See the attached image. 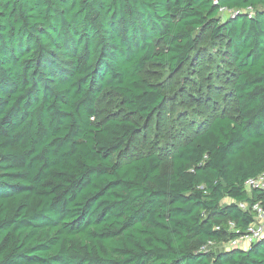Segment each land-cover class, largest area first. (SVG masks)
Here are the masks:
<instances>
[{
    "label": "trees",
    "instance_id": "1",
    "mask_svg": "<svg viewBox=\"0 0 264 264\" xmlns=\"http://www.w3.org/2000/svg\"><path fill=\"white\" fill-rule=\"evenodd\" d=\"M180 75L233 113L146 151ZM262 173L264 0H0V264H264V237L201 251Z\"/></svg>",
    "mask_w": 264,
    "mask_h": 264
},
{
    "label": "rangeland",
    "instance_id": "2",
    "mask_svg": "<svg viewBox=\"0 0 264 264\" xmlns=\"http://www.w3.org/2000/svg\"><path fill=\"white\" fill-rule=\"evenodd\" d=\"M170 81V80H169ZM174 86L168 91L171 98L167 99L164 109L152 118L151 123L148 124L142 121L138 122L144 131L146 151L157 150L159 153L166 155L169 147L174 143L176 134L181 131L192 118H204L208 115H213L221 112L227 114L233 113V105L229 99H222L221 95L213 98L203 99L198 105L192 104L193 98L186 97L187 94L196 93L193 90H188L190 86L187 85V80L183 75L173 79ZM202 95V94H201ZM210 101H212L210 103ZM110 105H108L109 107ZM194 108V111L191 109ZM164 123L167 127H161ZM185 128V127H184ZM166 166L168 163L165 164ZM229 242L224 241L213 246L212 250L228 248ZM238 248H246L245 243H241Z\"/></svg>",
    "mask_w": 264,
    "mask_h": 264
},
{
    "label": "built area",
    "instance_id": "3",
    "mask_svg": "<svg viewBox=\"0 0 264 264\" xmlns=\"http://www.w3.org/2000/svg\"><path fill=\"white\" fill-rule=\"evenodd\" d=\"M224 10H221L223 12ZM244 188L247 191H254L262 194V199L254 202L252 204L240 203L239 209L242 211H248L253 214L252 223L248 226L246 231L239 237L229 241L228 248H238L237 246L241 243H245L249 246L251 243L257 242L264 237V173L248 179L244 183ZM230 231H235V225L232 222L228 223ZM215 246L214 242H207L203 247H201V251L209 252ZM241 249V248H240ZM243 249V248H242Z\"/></svg>",
    "mask_w": 264,
    "mask_h": 264
}]
</instances>
